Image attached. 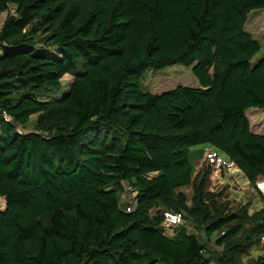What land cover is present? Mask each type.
<instances>
[{
	"label": "trees",
	"instance_id": "obj_1",
	"mask_svg": "<svg viewBox=\"0 0 264 264\" xmlns=\"http://www.w3.org/2000/svg\"><path fill=\"white\" fill-rule=\"evenodd\" d=\"M262 8L0 0V264H242L264 235V196L254 189L248 212L207 187L208 165L193 174L187 153L207 144L253 188L264 180V133L245 114L264 109V50L253 59L260 45L243 27ZM172 64L197 85L139 88L145 69ZM165 209L214 234V249L182 225L161 235Z\"/></svg>",
	"mask_w": 264,
	"mask_h": 264
},
{
	"label": "rangeland",
	"instance_id": "obj_2",
	"mask_svg": "<svg viewBox=\"0 0 264 264\" xmlns=\"http://www.w3.org/2000/svg\"><path fill=\"white\" fill-rule=\"evenodd\" d=\"M7 12L9 13L13 12L12 5L8 6ZM5 15H6V11H3L0 13V22L3 20ZM243 27L248 33H250L259 42L260 49L253 57V59H255L261 56L264 50V8L250 10L246 16V20L244 22ZM70 79L71 77L68 74H64L61 77V89H65L68 86ZM177 84L189 85V86H194L197 84L196 80L191 74L190 67H187L181 64H172V65H167V66L157 68V69H152V68L145 69L139 81V88L144 91L155 93V92H160L162 90L172 88L173 86ZM33 117L34 116H31V119H33ZM246 117L248 119L251 132L259 133V134L264 133V109L263 108L247 109ZM17 129L21 131L30 129V125L28 124L25 127H18ZM198 146L199 145L192 146V147H194L195 149ZM189 161L192 165L195 164L192 158H189ZM208 187H211V186H208ZM224 188L225 190L226 189L230 190L229 192L231 191L233 192V190L236 188V185H235V188H232V189H230V187H224ZM182 190L185 191V193H189L188 188H183ZM229 196H232V193H229ZM232 200L234 201L235 199H232ZM239 200H241L242 203L248 202V206H247L248 212H252L255 209L259 208L261 204L260 199L258 198L255 190L253 192H250L249 195H246L245 193H243L241 196V199ZM180 225L184 226L186 231L194 233L197 239L200 242L204 243L208 249H214V245L212 243V240L215 237L214 234L210 236L209 241L208 240L206 241L205 237L202 234L201 229L194 228L192 224L186 220H183L180 223ZM262 254H264V247L263 248L252 247L250 251L248 252L247 256L241 257V263L247 264L251 258H255L258 255H262Z\"/></svg>",
	"mask_w": 264,
	"mask_h": 264
},
{
	"label": "crops",
	"instance_id": "obj_3",
	"mask_svg": "<svg viewBox=\"0 0 264 264\" xmlns=\"http://www.w3.org/2000/svg\"><path fill=\"white\" fill-rule=\"evenodd\" d=\"M245 114H246V112H245ZM249 128H250V126H249ZM208 147H210V146L207 144H202V145H199L198 147H196L195 149H194V147H191L188 150V153H187L188 160H189V158H192L193 161L195 162L194 165L191 164L192 168H193V174L204 169V168H206L207 165L203 161V152ZM207 180H208L207 187L208 186L213 187V188L208 187L212 191H218L222 187H230V189H232V188H235V185H236V188L234 189L236 191V193L234 190H233V192L232 191L229 192L230 190L226 189V190H224L223 195H222V197L229 198L232 202L235 201L234 203H236V202L242 203V201L239 200V199H241L242 194L245 193L246 195H249L250 192L254 191L253 186H250L248 184V181L243 177L241 172L238 170H233V169H231V170H225V169L213 170L210 168L209 174L207 175ZM229 193H232V196H229ZM232 199H235V200L233 201ZM254 247L263 248L264 247V240L260 241V243Z\"/></svg>",
	"mask_w": 264,
	"mask_h": 264
},
{
	"label": "built area",
	"instance_id": "obj_4",
	"mask_svg": "<svg viewBox=\"0 0 264 264\" xmlns=\"http://www.w3.org/2000/svg\"><path fill=\"white\" fill-rule=\"evenodd\" d=\"M203 161L213 170H238L232 159L224 157L221 153L215 150L212 147H208L203 152ZM257 189L264 196V180H259L254 183V188ZM121 200L127 203L133 201V191L128 186L125 187L124 193L121 195ZM2 207V202L0 201V208ZM126 211L129 210V207H126ZM183 221L180 213L173 212L169 209L161 211V235L166 237H171L175 228L180 225ZM260 240H264V235L261 236Z\"/></svg>",
	"mask_w": 264,
	"mask_h": 264
}]
</instances>
